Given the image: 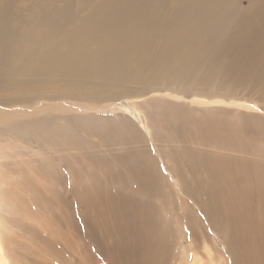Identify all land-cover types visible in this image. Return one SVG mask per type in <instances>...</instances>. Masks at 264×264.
Wrapping results in <instances>:
<instances>
[{
  "label": "bare ground",
  "instance_id": "obj_1",
  "mask_svg": "<svg viewBox=\"0 0 264 264\" xmlns=\"http://www.w3.org/2000/svg\"><path fill=\"white\" fill-rule=\"evenodd\" d=\"M263 77L264 0L247 10L235 0H0V83L10 97L44 89L96 102L130 88L122 94L139 98L134 109H119L129 115L22 126L5 118L7 127L64 152L61 173L82 180L88 196L105 198L92 214L97 225L118 241L131 236L130 252L149 248L133 252L132 264L175 256L195 219L222 232L224 253L237 264H264V138L256 149L262 161L221 152L253 150L249 137L264 134V113L225 106L248 108L232 99L235 88ZM164 119L192 138L163 149ZM24 166L40 179L60 168L51 161L42 165L50 172L32 161ZM24 187L36 202L45 198L42 189ZM173 196L194 208L176 217ZM0 264H10L1 235Z\"/></svg>",
  "mask_w": 264,
  "mask_h": 264
},
{
  "label": "rangeland",
  "instance_id": "obj_2",
  "mask_svg": "<svg viewBox=\"0 0 264 264\" xmlns=\"http://www.w3.org/2000/svg\"><path fill=\"white\" fill-rule=\"evenodd\" d=\"M235 1L236 5L244 10L251 8L253 5V0ZM250 79L252 78L246 79L235 88L237 91L233 94L232 99L248 102L249 107L255 106L257 109L249 110V107H239L238 102L230 100L231 102H227L225 106H228L231 113L234 109H237L238 112L257 111L264 113V108H262L264 107V81L251 83ZM127 89L130 88H123L116 94L117 96H111L96 102H89L62 93H46L44 89L38 91L27 90L22 99H17L10 97L13 91L10 90L8 85L0 83V235L4 256L10 264H132L135 259L133 252L139 253L142 251L140 254H143L147 250L149 251L148 248L130 252L128 249L133 243L131 236L118 241L113 239L108 230L103 229L101 224L98 223L97 225L94 222L92 214L96 202L103 201L105 203L106 200L105 198L95 199L88 196L81 190L85 185L82 180L72 174L61 173L67 166V161H69L64 152L50 149L48 143L41 141L30 131L27 133L26 131L15 130L5 124L7 115L6 120L11 121L12 118L10 117L12 116L20 126L26 125L27 122L32 120L40 119L42 121L47 119V121L52 122L58 119H75V117L83 118L84 116V118L98 117L101 119L113 114L126 115L125 108L123 110L126 113L119 111V109L124 105L134 109L135 106L132 102L139 99L122 94V91ZM145 97L147 96L141 98ZM162 99H165L162 101L166 102L172 101L169 98ZM188 100L190 101V99ZM66 120L69 121L70 119ZM164 120L169 123L168 119ZM167 124L164 128L165 142L160 143L162 146L167 145L163 149L170 150L174 145L186 144L185 141L192 138V133L183 130L178 124L174 126L169 123L171 130ZM176 126L178 129L175 128ZM166 129L170 130L171 133L168 131L167 134ZM261 136L264 138V134L249 137L250 142L254 145L253 150L235 151L232 148V151L221 150V152L239 159L250 160L255 158L262 161L263 159L257 157L259 154L256 152ZM89 150L96 152L95 149ZM72 153H75V151H72ZM253 154H255V157ZM261 157L264 158V156ZM25 160L26 162L32 161V167L35 165L42 167L43 164L51 161L58 164L60 168L58 170L56 168V175L52 174L45 179L43 177L40 179V177L31 174L32 169L24 166L26 164ZM23 169L25 171H22ZM43 171L50 172L47 169ZM198 172L203 177V173ZM29 175H33L34 179ZM191 175L196 178L195 172ZM25 178L27 182H24ZM42 180L48 182L45 181L42 184ZM24 183L42 189L45 200L42 198L43 200L36 202L33 195H30L28 189L26 190L24 187ZM89 185L90 183L87 186ZM174 196L176 195L174 194ZM174 196L172 197L173 205L170 202L168 203L172 211L170 213H173L176 217L188 213L185 212L189 211L188 207L190 209L194 208L188 204L190 202L182 198H174ZM185 198L188 199L187 196ZM46 201L49 202L46 203ZM173 226L176 225L173 224ZM218 230L216 227H210L207 223L204 224L202 221L198 222L195 219V223L189 224L184 235L178 238V242L176 241L177 246L180 245L177 254H175L176 257L171 256L172 259L167 258L161 264H190L191 256L196 257L199 264H237L234 258L225 255V244L221 237L222 232ZM134 239L136 238L134 237ZM119 244L118 249L116 247ZM145 245L149 246L148 243H145Z\"/></svg>",
  "mask_w": 264,
  "mask_h": 264
}]
</instances>
